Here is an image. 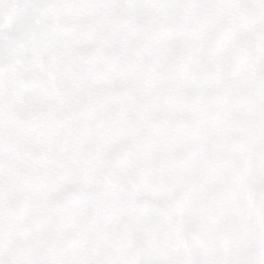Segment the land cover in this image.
Returning a JSON list of instances; mask_svg holds the SVG:
<instances>
[{"label": "snow or ice", "instance_id": "snow-or-ice-1", "mask_svg": "<svg viewBox=\"0 0 264 264\" xmlns=\"http://www.w3.org/2000/svg\"><path fill=\"white\" fill-rule=\"evenodd\" d=\"M0 264H264V0H0Z\"/></svg>", "mask_w": 264, "mask_h": 264}]
</instances>
